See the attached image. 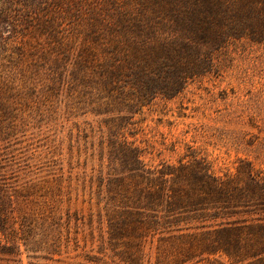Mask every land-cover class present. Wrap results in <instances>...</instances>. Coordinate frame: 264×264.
I'll return each mask as SVG.
<instances>
[{
  "label": "rangeland",
  "instance_id": "obj_1",
  "mask_svg": "<svg viewBox=\"0 0 264 264\" xmlns=\"http://www.w3.org/2000/svg\"><path fill=\"white\" fill-rule=\"evenodd\" d=\"M116 1L0 0V264H254L140 241L105 199L122 140L148 165L264 176V38L218 48L175 96L101 104L85 65L113 45Z\"/></svg>",
  "mask_w": 264,
  "mask_h": 264
},
{
  "label": "trees",
  "instance_id": "obj_2",
  "mask_svg": "<svg viewBox=\"0 0 264 264\" xmlns=\"http://www.w3.org/2000/svg\"><path fill=\"white\" fill-rule=\"evenodd\" d=\"M115 4L113 45L104 49L102 62L85 65L90 88L104 98L101 104L135 108L160 95L175 96L211 70L218 48L235 40L264 38V0ZM94 52L91 49L88 57H95ZM114 157L118 162H112L106 177L105 206L117 214L121 229L140 241L157 238L190 245L188 251L264 262L261 171L249 165L237 173L218 174L206 160L148 165L139 147L128 140L117 142ZM4 204L0 201V211Z\"/></svg>",
  "mask_w": 264,
  "mask_h": 264
}]
</instances>
